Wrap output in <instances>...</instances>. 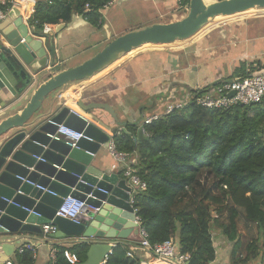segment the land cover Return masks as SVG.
Here are the masks:
<instances>
[{
  "label": "water",
  "instance_id": "water-1",
  "mask_svg": "<svg viewBox=\"0 0 264 264\" xmlns=\"http://www.w3.org/2000/svg\"><path fill=\"white\" fill-rule=\"evenodd\" d=\"M189 9L175 22L155 23L120 36L95 57L57 74L49 73L54 68V49L45 47L29 33L19 6L8 12L0 24L4 36L0 42L1 58L18 81L19 94L31 91L32 95L28 102V97L22 98L25 102L21 98L0 101L1 262H7L14 254L16 243L29 235L43 236L42 226L50 222L58 227L50 238H75L90 246L84 264H102L113 252L115 242L108 240L121 241L138 234L142 225L132 201L133 188L119 174L105 173L92 165L94 156L117 134V129L92 112L103 109L118 126L122 123L109 105H85L78 100L79 109H74V105L57 104L54 94L72 83L93 78L145 46L189 41L217 18L264 10V0H220L208 4L191 0ZM51 111L54 112L47 113ZM61 125L84 134L75 148L66 137L55 138ZM134 139H146L144 126ZM69 196L86 204L80 223L57 216Z\"/></svg>",
  "mask_w": 264,
  "mask_h": 264
},
{
  "label": "trees",
  "instance_id": "trees-1",
  "mask_svg": "<svg viewBox=\"0 0 264 264\" xmlns=\"http://www.w3.org/2000/svg\"><path fill=\"white\" fill-rule=\"evenodd\" d=\"M178 1L179 10L191 2ZM110 2L38 3L30 23L41 33L46 23L56 25L75 12L101 29V12ZM12 8L11 0H0V10ZM240 72L234 77L248 75L245 68ZM127 130L137 132L131 125ZM130 133H117L114 142L118 152L137 156V176L147 190L135 194L133 205L152 245L172 241L181 254L190 255L189 264H211L217 226L233 245L234 264H264V106L215 111L189 103L145 126L144 141L135 142ZM89 248L85 243L59 246L48 264H70L66 251L77 256L76 264H84ZM129 251L117 246L107 264H139ZM13 264H35V255L17 252Z\"/></svg>",
  "mask_w": 264,
  "mask_h": 264
},
{
  "label": "crops",
  "instance_id": "crops-1",
  "mask_svg": "<svg viewBox=\"0 0 264 264\" xmlns=\"http://www.w3.org/2000/svg\"><path fill=\"white\" fill-rule=\"evenodd\" d=\"M11 1L13 7L19 6L22 9V17L29 26V33L40 39L45 47L49 48L50 45L54 49V68L49 71L54 74L78 67L90 60V57L82 58L83 60L79 58L94 48L96 43L107 45L113 38L139 29L131 28L133 25L142 28L155 23H170V20L165 19L173 16L178 6L177 0H113L101 12L104 22L101 29L90 25L83 15L73 12L66 21H60L56 25L46 23L45 25L52 28V32L41 35L30 23V18L34 15L30 9L37 7L38 3L50 5L52 0ZM147 8H153L155 13L146 19L138 14L141 23L136 24V21L130 23L131 14ZM117 19L125 22L121 29L113 26ZM61 25L66 27L62 28ZM3 41L4 36L0 31V42ZM243 68L247 74L264 72V11H257L245 19H238L227 27L206 29L189 41L172 46H146L138 49L133 54L125 55L93 78L70 84L55 93L54 97L60 106L74 105V109H79L76 105L78 100L85 105L99 103L111 106L118 121L122 123L121 126H118L111 115L103 109H97L92 114L112 129H117L118 134L122 131L129 134L127 130L129 125L136 127L135 135L130 133L134 139L148 117L163 114L170 104L183 102L185 99L189 101L198 90L221 80L236 78L234 76L241 73L240 70ZM47 80L48 78L44 81ZM18 85V81L3 62L0 51V101L9 102L15 98L20 100L28 97V102L32 92L20 95ZM21 111L22 109H19V112ZM111 139H114V136ZM134 141L137 142L135 139ZM131 158L137 159V156ZM92 165L105 173L119 174L120 178H124L122 175L124 165L116 163L108 151V146L102 147L94 156ZM134 196L133 193L132 201ZM140 231L141 228L137 235H131L126 240L108 242H115L113 250L119 245L129 246L139 264H182L175 261H159L150 251L140 248ZM28 243L35 247V264H48L53 255H56L57 247L70 248L81 242L75 238L52 239L44 235H29L15 244V252L8 261L13 262L19 248ZM0 253L3 255L1 251ZM1 263L3 262L0 258ZM211 264H234L232 251L229 254L216 247V258Z\"/></svg>",
  "mask_w": 264,
  "mask_h": 264
},
{
  "label": "built area",
  "instance_id": "built-area-1",
  "mask_svg": "<svg viewBox=\"0 0 264 264\" xmlns=\"http://www.w3.org/2000/svg\"><path fill=\"white\" fill-rule=\"evenodd\" d=\"M89 8V5H87L86 9L88 10ZM30 11L34 14L36 12V7L31 8ZM8 12L9 11L6 12L0 10V24L7 19ZM51 32L52 28L45 25L43 34L48 35ZM188 102L193 103L197 107L215 111L228 110L235 106H264V72H256L243 77L221 80L204 89L196 91ZM188 102H178L168 105L163 114L152 115L145 119L143 122V126L145 127L147 125H150L154 121H157L164 116L170 115L175 110L183 109L186 105L189 104ZM61 136L70 139L71 142L69 143V145L74 148L76 147L77 142L84 138L83 133L64 125L59 126L55 138L57 140H60ZM108 151L113 155L118 165H124L123 177L133 188L134 194L146 191L147 184L137 176V159L131 158V156L127 153L118 152L114 139L110 140L108 144ZM85 207L86 204L84 202L69 196L68 198L63 200L61 207L57 211V216L69 219L75 223H80L79 218L82 215ZM34 214L40 216L37 213ZM42 230L44 236L49 237L52 234L58 232V227L50 222L48 224H44L42 226ZM140 234L139 247L150 251V253L154 257H156L157 260L162 262L175 261L182 264L188 263V261L190 260V255L181 254L178 251L177 246L172 241L165 242L163 244L152 245L145 230L141 229ZM25 251H31L34 253L35 247L29 243L25 244L19 248L18 253L23 254ZM64 255L70 264H76L78 262L77 256L73 255L69 251H66ZM127 255L128 257H133V252L129 251ZM54 259L55 256L53 255L52 260ZM107 260L108 258L102 264H107ZM1 264H13V262L7 261Z\"/></svg>",
  "mask_w": 264,
  "mask_h": 264
},
{
  "label": "rangeland",
  "instance_id": "rangeland-1",
  "mask_svg": "<svg viewBox=\"0 0 264 264\" xmlns=\"http://www.w3.org/2000/svg\"><path fill=\"white\" fill-rule=\"evenodd\" d=\"M178 1V0H177ZM211 1H220V0H208V1H206V0H203V2L205 3V4H208L209 2H211ZM178 3H179V1H178ZM161 7L163 8V5L161 4ZM189 7L188 8H186L185 10H179V6H177L176 8H175V11H174V15L173 16H170V17H168V18H166L165 20H170V22H175V21H177V20H179V19H181L182 17H184V16H186L188 13H189ZM261 11V10H260ZM255 12H257L256 10H254V11H252V12H249V13H246V14H243V15H240V16H236V17H233V18H226V19H223V20H219V21H211V23L209 24V26L207 27V29H211V28H215V27H227L228 26V24H231V23H233V22H235V21H237L238 19H245V18H247V17H249V16H251L253 13H255ZM155 13V10L153 9V8H151V9H149V8H147V9H143L142 11H138L137 13H134V14H131V17H130V23H134L135 21H136V24H139V23H141V20H139L138 19V17H139V15L138 14H140V15H142L143 17V19L145 18H147V17H149V16H151L152 14H154ZM169 23V22H168ZM125 24V22L122 20H120V19H117V20H115V22L113 23V26H115L117 29H121L122 27H123V25ZM138 25H133V27H131V28H139V29H142V28H146V27H149V26H146V27H137ZM151 26V25H150ZM114 28V27H113ZM139 29H135V30H139ZM113 30V29H112ZM135 30H133V31H135ZM131 32V31H130ZM129 33V32H128ZM125 34H127V33H124V34H122V35H120V36H123V35H125ZM120 36H118V37H120ZM118 37H116V38H118ZM116 38H113L111 41H109L108 43H107V45L109 44V43H111L113 40H115ZM178 43H180V42H178ZM106 44L104 45V44H102V45H100L99 43H96V46L94 47V48H91L90 49V51H87V54L86 55H84L83 57H81V58H79V60H81L82 58H85V57H90V58H93V57H95L98 53H100L106 46H107ZM150 47H152V46H150ZM134 53V52H133ZM133 53H131V54H133ZM83 60V59H82ZM254 72V71H253ZM185 97V96H184ZM184 103H186V102H188V100L187 99H185L184 101H183ZM189 103V102H188ZM212 235H213V237H214V241H215V245H216V247H217V249H222V251H227V253H229L230 254V251H232V249H233V245L231 244V243H229L226 239H225V237H224V235L222 234V230H220L217 226H215V229L214 230H212ZM229 251V252H228ZM227 257V256H226Z\"/></svg>",
  "mask_w": 264,
  "mask_h": 264
},
{
  "label": "bare ground",
  "instance_id": "bare-ground-1",
  "mask_svg": "<svg viewBox=\"0 0 264 264\" xmlns=\"http://www.w3.org/2000/svg\"><path fill=\"white\" fill-rule=\"evenodd\" d=\"M219 19L223 20L224 18H221V17H220V18H217L215 21H219ZM148 46H150V45H148ZM145 47H146V46H145ZM133 52H135V51H133ZM133 52H132V53H133Z\"/></svg>",
  "mask_w": 264,
  "mask_h": 264
}]
</instances>
